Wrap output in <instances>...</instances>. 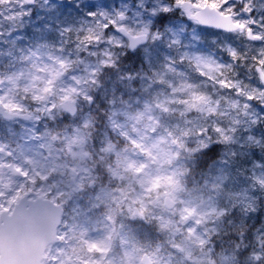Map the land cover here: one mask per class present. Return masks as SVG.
<instances>
[{
	"label": "snow or ice",
	"instance_id": "1",
	"mask_svg": "<svg viewBox=\"0 0 264 264\" xmlns=\"http://www.w3.org/2000/svg\"><path fill=\"white\" fill-rule=\"evenodd\" d=\"M0 264H264V0H0Z\"/></svg>",
	"mask_w": 264,
	"mask_h": 264
},
{
	"label": "rangeland",
	"instance_id": "2",
	"mask_svg": "<svg viewBox=\"0 0 264 264\" xmlns=\"http://www.w3.org/2000/svg\"><path fill=\"white\" fill-rule=\"evenodd\" d=\"M209 32H210V34H215L216 33V31L212 30V29H209ZM209 38H211V37H209Z\"/></svg>",
	"mask_w": 264,
	"mask_h": 264
}]
</instances>
